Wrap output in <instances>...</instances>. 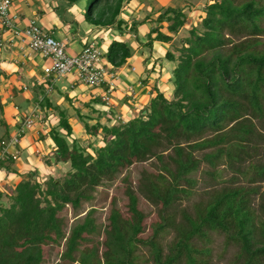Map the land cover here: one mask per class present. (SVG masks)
<instances>
[{
    "label": "trees",
    "instance_id": "obj_1",
    "mask_svg": "<svg viewBox=\"0 0 264 264\" xmlns=\"http://www.w3.org/2000/svg\"><path fill=\"white\" fill-rule=\"evenodd\" d=\"M56 1L62 3L65 13L80 6L81 0ZM124 3L125 0H84L80 17L96 28L114 27L119 34L135 33L134 21L125 23L119 19ZM53 7L58 12V5ZM183 7L153 9L139 20L151 24L141 47L149 52L155 40L171 42L186 21ZM200 12L196 23L177 35L179 46L170 45L163 54L172 65L169 99L152 86L154 94L144 107L127 121L111 125H91L85 120L89 117L75 114L84 132L93 138L100 135L101 146L93 148L87 140L77 142L68 119L57 106L41 98L38 105L55 111L58 117L56 126L49 128L45 136L54 149L44 162L54 167L66 164L67 170L41 183L35 171L16 174L15 182L0 189V264H41V246L58 245L60 241L64 249L59 259L70 264H137L138 244L148 247L151 264H202L197 257L208 248H197L192 240L204 242L210 231L222 233L225 246H237L235 259H241L237 264H264V187L259 190L255 184L264 181V150L256 146L264 134L252 123L253 118H264V48L257 47L261 44L257 36L264 34V3L204 0ZM240 33L242 39L232 42L231 37ZM129 50L127 42L110 39L102 56L106 63L118 68L130 56ZM151 71L152 67L146 69L147 74ZM43 84L46 88L50 85L47 81ZM206 131L211 135L199 138ZM5 135L3 132L0 138ZM195 138L198 141L182 145ZM159 139L174 152L172 167L160 162L157 172L142 171L135 187L146 201L159 205V221L152 226V235L145 240L136 237L142 231L143 217L136 207V195L125 189L129 218L123 219L116 209H111L103 229L104 249L100 256L96 246L79 251L80 241L85 240L83 234L95 231L89 216L91 208L70 226L66 237L57 214L65 205L79 209L83 201L91 198L89 191L93 187L130 163L149 156L160 160L161 154L152 152L151 146ZM88 148H92V154L86 151ZM200 164L208 165L210 169L204 173L211 179L219 175L217 167L221 165L252 186L214 190L205 200L192 205L191 214L185 208L176 212V202L192 193L196 185L192 175ZM255 195L259 197L256 210L250 205ZM168 231L173 235L163 253L157 236ZM75 252L77 257L73 256Z\"/></svg>",
    "mask_w": 264,
    "mask_h": 264
},
{
    "label": "crops",
    "instance_id": "obj_2",
    "mask_svg": "<svg viewBox=\"0 0 264 264\" xmlns=\"http://www.w3.org/2000/svg\"><path fill=\"white\" fill-rule=\"evenodd\" d=\"M18 3L30 8L34 6L35 9L31 10L29 15H24L17 8ZM50 3L51 0H13L8 13L12 27L5 34H0L1 112L3 115L6 113L4 110L9 108L12 111L10 116L14 118V123L17 121V125L14 123L12 125V122L6 121L10 128L4 127L6 135L0 138V142L5 143L4 149L0 146V162H2L0 164V189L15 182L17 175L26 172L36 171L42 173L46 170L50 176L54 175V168H57V166L47 167L41 158L45 160L54 149L45 136L49 128L56 126L58 117L55 111L49 108H41L38 105L42 97L47 99L52 106L59 108L72 128L73 122L75 124L79 122H77V117L74 119V117L68 116L66 108L72 114L89 117L85 119L87 123L97 122L103 125L106 122H113L114 117L125 122L130 117L129 115H135L140 108L147 104L154 93L150 90V87L154 86L158 91L163 88L172 91L169 80L172 65L166 61L163 54L165 50H170L168 49L170 45H175L173 42L179 33H182L190 24H195L194 21L201 16L200 11L203 6L201 2L198 11L193 9L194 6L196 7L195 4L198 3V0L193 2H189V0H125L123 4L125 7L122 8L118 16L125 23L134 21L135 33L126 31L125 34H119L114 27L96 28L85 22L80 14H77L74 21L76 23L75 29L66 31L62 28L61 38H56L54 34L56 31L61 32V24L52 13L53 6ZM164 6H184L181 12L185 15L186 21L176 36L172 37L171 42L163 43L155 40L148 52V50L141 47L140 43L145 42V36L151 24L148 22L142 24L139 20L143 19L151 10ZM70 10L71 8L67 12L69 13ZM192 11L198 15L197 18H193ZM189 15L192 16L189 17ZM29 20L35 21L43 32L58 41L64 42L66 52L71 55L75 54L84 42L91 41L98 49L101 46L100 53L105 52L110 39L128 43L130 56L120 67H112L105 62L103 56L101 58L100 63L111 74L113 82L110 91L106 93V100L102 99L107 86L105 83H102L98 88L89 86L86 89L78 88L75 84L79 81L71 80L67 83L68 86L64 84L54 89L55 83L53 85L52 82L49 85L51 86L50 91L47 92L46 89L44 90L43 76L42 78L36 77V80H34L33 69L36 64L32 63V57L36 54L20 42L18 36L13 34V31L21 29ZM73 43H77L79 46L76 52L69 49ZM160 55L162 56L160 57ZM146 56L148 58L144 60ZM151 67L152 71L147 74L146 69ZM158 79L161 82L159 85L157 83ZM142 80H144L143 83ZM38 92L41 94H38ZM135 105H138V107ZM22 114L24 118L29 117L33 121L30 128L25 127ZM54 121L55 124L48 128V124ZM103 121L105 123H102ZM2 134H0V137ZM14 135L17 136V143L15 145L8 144L10 137ZM39 136H43V138L39 139ZM72 137L75 139L77 137L73 131ZM2 151L4 155H1ZM10 155H14L15 159H11ZM5 168L12 169L14 173L8 172ZM50 168L52 171L48 172Z\"/></svg>",
    "mask_w": 264,
    "mask_h": 264
},
{
    "label": "rangeland",
    "instance_id": "obj_3",
    "mask_svg": "<svg viewBox=\"0 0 264 264\" xmlns=\"http://www.w3.org/2000/svg\"><path fill=\"white\" fill-rule=\"evenodd\" d=\"M196 0H189V2H193ZM240 1V0H239ZM245 1V0H242ZM262 3H264V0H261ZM53 2V3H52ZM204 3V0H198V3L195 4L196 7L194 6L193 9L199 10L200 3ZM56 1V0H51L50 5H58V12H56V9L51 10L52 13L58 18L59 23L61 24V32L56 31L54 34V37L56 38H61L62 34V28H64L66 31L72 29L74 30L76 27L75 21V16L77 14H80L81 7L84 5V0H81L79 5L81 6H73L71 10L69 11V15L67 11L65 13L62 12V3ZM125 7V6H123ZM17 8L23 13L24 15H29L31 10H34L35 7L32 6L30 7H25L24 5L18 3ZM51 8V7H50ZM50 10V9H49ZM57 14H56V13ZM193 13V18H197L198 15L195 14L194 11ZM59 13V14H58ZM187 16V15H186ZM192 15H189V17ZM199 18V17H198ZM197 20V19H196ZM196 20L194 23H196ZM261 25L264 26V19L261 21ZM107 29V28H105ZM242 33L232 36V42H238L242 39ZM244 36V35H243ZM178 37H176L175 41L173 42L175 46H179V42L177 40ZM257 38L261 40L260 46H257L259 48H264V34L263 35H258ZM228 46V45H227ZM78 44L73 43L70 45L69 49H72L74 52L78 49ZM98 48V47H97ZM101 50V46L99 47ZM170 49V47L168 48ZM155 56V54H154ZM162 55H160L161 57ZM32 63L36 64L34 65V80H36V77L42 78V67L41 65L43 64L42 59L40 56L36 55L32 57ZM73 77V79H72ZM71 80H76L74 78V73H71L66 76L59 77L57 80H54L53 85L55 83V88H58L61 85L66 84L68 86V82ZM158 85L161 84V82L158 79ZM152 84V83H150ZM78 88H89L88 85H85L83 83L77 82L75 84ZM44 88H46L44 86ZM152 87H150L151 89ZM163 96H165L167 99L170 98L171 91L162 89L161 90ZM38 94H41L38 92ZM154 94V93H153ZM138 107V105H135ZM69 109L66 108V111L68 112V116L74 117L76 119L75 114H72L71 112L68 111ZM6 113L5 116L4 114L2 115V112H0V134L4 132V127H9L10 125L7 124V122H12V125L14 123L12 116H10V109L4 110ZM117 115V114H116ZM119 117V115H117ZM132 117L131 115H129ZM130 117H128L126 120H128ZM22 118H24V115L22 114ZM7 121V122H6ZM77 124L74 122L72 123V131L74 135L76 134V141L77 142H84V140H87L88 142L92 143V147H99L101 146V143L99 142L98 138L100 137H91L89 133L84 132V129L81 126V121L77 118ZM118 122H122V120L117 117H114L113 122H106V125H111V124H116ZM102 123H105L103 121ZM252 123L255 126V129L262 134H264V118L257 119L253 118ZM15 124V123H14ZM55 121L52 123L48 124V128L51 125H54ZM88 124H94L92 122H88ZM79 125V126H78ZM77 126V127H76ZM10 128V127H9ZM212 132L206 131L203 137L210 136ZM100 134V133H99ZM70 138V137H69ZM198 141L197 138L195 139H189L186 142H182V145L185 144H190L191 142ZM66 142L68 143V139H66ZM152 146V152H156L158 154H161L160 160H157L155 156H149L146 158L144 161H137V162H132L127 166V168L121 170L118 174L113 175L110 179L104 178L99 186L93 187L92 191L90 190L89 193H91V198L87 201H83L81 205L79 206V209L77 210H72L70 206H66L57 214L58 218L61 220V228L62 231L65 235V237L68 235L69 228L72 224L79 222L84 215L85 211H87L89 208H91L92 212H90L89 216L92 218L94 226H95V231L91 234H83V237L85 240L80 241V245L78 246V250L83 248H90L91 246L94 247L96 246L97 248V253L98 256H100L101 252L103 251V245H102V239L104 237L103 235V229L108 223V212L111 209H116L119 217L123 219H128L129 214H128V209H127V197L125 195V189H131L134 194L136 195L137 201H136V207L138 210H140L141 215L143 217V220L141 221V226H142V231L137 234V238H140L141 240H145L148 237L152 235V226L159 221V217L157 216V211L159 210V205H152L148 201H146L142 195L138 192L135 191V187L138 184L139 176L142 171H145L146 173H154L157 172L160 169V162L166 164L169 167L171 166V157H173V150L170 146H167L166 143L162 140H158L156 143L151 144ZM257 149L258 150H264V139L258 140L257 143ZM87 152L92 154V148H88L86 150ZM199 154L196 153V156ZM42 162L44 161L41 158ZM40 160V161H41ZM44 164V163H43ZM46 165V164H45ZM47 166V165H46ZM51 167V166H47ZM225 167L219 165L217 169L220 171L219 175L216 176L214 179H211L210 176L204 173V170L210 169L208 165L206 164H200L199 170L192 175V177L196 180V185L191 188V194L186 197L180 199V201L176 202L175 204V211H179L180 208H185L186 212L188 214H191L193 211L192 205L197 203L198 201H203L207 198L209 193H211L214 190H218L220 188H230L231 186H237V185H242V187L245 186H252L248 185L244 179L242 178L241 175L232 172L230 170L224 169ZM48 172H51L52 169H48ZM55 172L53 173L54 177H60L66 170V164L63 165H57V168H54ZM46 172V170H44ZM36 172L37 179L41 183L46 177L50 176L47 174V172ZM40 174V175H39ZM51 176V177H53ZM258 187L259 190H263L264 187V181L263 182H258L255 183ZM254 184V185H255ZM250 205L251 207L256 210L258 203H259V197L258 195L251 196L250 198ZM175 214L176 220L179 218L177 213ZM257 214V211H255ZM172 232H164L160 236H157V242H159L163 253L166 252V244H168L170 238L172 237ZM223 234L219 233L217 231H210L207 236L206 241H200V240H192L193 245L197 248H208V252L206 251L205 254L198 256L197 258L201 259L203 262L202 264H237L238 262L241 261V259L236 260L235 259V254L237 252V246L236 245H224V240H223ZM64 249V243L63 241H60L58 245L49 243L47 245L41 246L42 250V263L41 264H70L67 261H61L59 259L60 253ZM136 254L138 255L137 259V264H151L150 262V256L148 255V247L138 244L136 249H135ZM78 252H75L73 254L74 257H77ZM180 264H184L181 262Z\"/></svg>",
    "mask_w": 264,
    "mask_h": 264
},
{
    "label": "built area",
    "instance_id": "obj_4",
    "mask_svg": "<svg viewBox=\"0 0 264 264\" xmlns=\"http://www.w3.org/2000/svg\"><path fill=\"white\" fill-rule=\"evenodd\" d=\"M13 0H0V34H5L12 27L11 19L9 18V7ZM15 36H18L20 42L24 43L33 53L40 56L43 61L42 74L43 83H52L59 77L67 76L74 73L75 81H79L91 88H98L105 83V94L102 99L106 100V93L113 86L112 76L100 63L102 54L97 46L90 42H84L80 49L73 55L68 54L65 49V43L58 41L51 35L43 32L41 28L33 20L27 21L18 31H13ZM42 80V79H41ZM51 86L46 88L50 91ZM32 120L25 117L23 123L26 128H30ZM17 136L10 137L8 144L15 145ZM0 146L4 149L5 143L0 142ZM4 155V152H1ZM11 159H15L14 155H10Z\"/></svg>",
    "mask_w": 264,
    "mask_h": 264
},
{
    "label": "water",
    "instance_id": "obj_5",
    "mask_svg": "<svg viewBox=\"0 0 264 264\" xmlns=\"http://www.w3.org/2000/svg\"><path fill=\"white\" fill-rule=\"evenodd\" d=\"M50 162L53 163V159L52 158L50 159Z\"/></svg>",
    "mask_w": 264,
    "mask_h": 264
}]
</instances>
